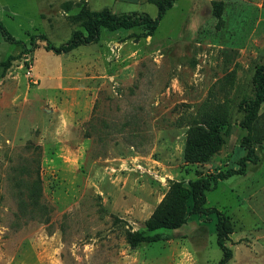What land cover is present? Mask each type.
Returning <instances> with one entry per match:
<instances>
[{
    "label": "rangeland",
    "instance_id": "obj_1",
    "mask_svg": "<svg viewBox=\"0 0 264 264\" xmlns=\"http://www.w3.org/2000/svg\"><path fill=\"white\" fill-rule=\"evenodd\" d=\"M151 1L0 0L1 23L25 43L0 34V264H218L222 258L214 214H188L181 227L156 230L169 239L135 248L127 233H152L146 221L173 181L187 185L238 167L247 131L237 104L253 95L254 65L264 61V0H242V11H224L222 2L218 16L197 13L202 22L194 30L193 0H176L152 38L143 27H100L97 41L66 53L47 49L41 38L30 45L33 35L59 46L75 31L86 33L93 11L155 17ZM220 44L231 49L226 62ZM235 63L223 142L209 161L191 162L184 154L189 115ZM213 87L222 101L225 92ZM259 113L264 127V102ZM253 145L256 163L205 192V205L230 218L227 264H264V140ZM35 170L48 211L32 217L21 210L20 193Z\"/></svg>",
    "mask_w": 264,
    "mask_h": 264
},
{
    "label": "trees",
    "instance_id": "obj_2",
    "mask_svg": "<svg viewBox=\"0 0 264 264\" xmlns=\"http://www.w3.org/2000/svg\"><path fill=\"white\" fill-rule=\"evenodd\" d=\"M176 0H153L157 7V14L151 17L145 12H132L114 14L108 10L93 11L89 14L85 22L86 33L75 31L71 38L59 46L53 45L45 37L33 35L30 38V45L34 46L37 39L45 41L47 49L57 54L66 53L72 49L87 45L97 41L99 37V28L104 27L113 31L116 29H129L133 27H143L147 36L153 35L158 22L165 12L172 7ZM222 1H212L213 15L222 14ZM218 11V12H216ZM0 34L4 40L16 45L25 46V43L16 39L3 26L0 21ZM11 57L6 59L5 65H8ZM236 66L217 79L212 88L208 90L206 98L200 103H196L195 110L189 115L188 128L186 130V140L184 147L185 158L191 162L203 163L211 159L212 155L220 148L223 138L220 129L227 124L230 110V90L233 86L236 74ZM251 82L254 86V92L251 97L242 98L237 109L243 111V119L240 125L246 129V134L241 139V146L245 149V154L236 160L237 168H229L225 171L216 173H207L193 180H189L187 185L182 181H173L168 191L153 210L146 221V229L152 233L142 234L139 232L127 233L130 247L135 248L143 242H155L169 239V235L157 232L158 229L174 230L181 227L187 220L188 214L215 216L216 243L221 249L223 256L218 264H227L231 258V249L227 245L229 234L232 232L230 218L224 212L215 207L205 205V192L216 187L218 181L232 175H241L245 172L247 162L256 163L258 160L254 150L253 142L264 140V127L260 125L261 114L259 109L264 102V61L254 65ZM216 86L220 91H224L222 101L217 98ZM227 87L225 90H223ZM28 185L26 190L20 193V208L27 210L32 217L45 214L48 206L41 201V179L37 170L32 175L27 174ZM190 203V204H189ZM46 220V219H44Z\"/></svg>",
    "mask_w": 264,
    "mask_h": 264
},
{
    "label": "crops",
    "instance_id": "obj_3",
    "mask_svg": "<svg viewBox=\"0 0 264 264\" xmlns=\"http://www.w3.org/2000/svg\"><path fill=\"white\" fill-rule=\"evenodd\" d=\"M212 1L213 0H193L192 1V3H191V9H190V11H192V24H193L192 30H194L195 28H197V26H199L201 24V22H202V21L201 22H196L195 21V18H196L195 15L197 13H198V15L201 14L204 17L214 16L213 15V12H212L213 11ZM219 1L224 2V9H225L224 11H230L231 9H233V11H242V0H219ZM226 1H228V2H226ZM257 6L261 7L262 5H261V3H259V4H257ZM148 37L152 38L153 35L148 36ZM206 46H214V44L207 43ZM216 47L221 49V53L224 55V57H223L224 58V62H226V56H225V55H227L226 54V51L227 50H231V49L227 45H223V44H220V45H218ZM238 50H239V52H241L242 51V48H239Z\"/></svg>",
    "mask_w": 264,
    "mask_h": 264
}]
</instances>
